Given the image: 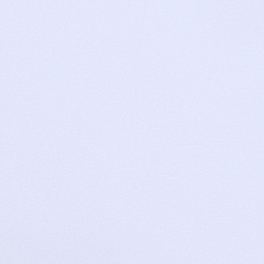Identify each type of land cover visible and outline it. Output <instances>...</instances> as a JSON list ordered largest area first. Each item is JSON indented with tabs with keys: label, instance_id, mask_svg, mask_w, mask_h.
Returning a JSON list of instances; mask_svg holds the SVG:
<instances>
[{
	"label": "snow or ice",
	"instance_id": "1",
	"mask_svg": "<svg viewBox=\"0 0 264 264\" xmlns=\"http://www.w3.org/2000/svg\"><path fill=\"white\" fill-rule=\"evenodd\" d=\"M0 264H264V0H0Z\"/></svg>",
	"mask_w": 264,
	"mask_h": 264
}]
</instances>
